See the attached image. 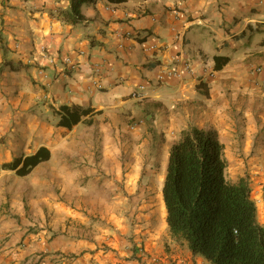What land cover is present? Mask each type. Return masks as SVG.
<instances>
[{"label": "crops", "instance_id": "0c3cea01", "mask_svg": "<svg viewBox=\"0 0 264 264\" xmlns=\"http://www.w3.org/2000/svg\"><path fill=\"white\" fill-rule=\"evenodd\" d=\"M80 11L0 0V264H211L171 235L168 162L125 166L122 138L146 132L153 150H170L190 126L215 128L264 225V0H94ZM216 56L229 58L220 70ZM185 64L191 73L158 81ZM63 105L95 113L69 129ZM41 146L52 156L30 174L2 168Z\"/></svg>", "mask_w": 264, "mask_h": 264}, {"label": "trees", "instance_id": "16d2710c", "mask_svg": "<svg viewBox=\"0 0 264 264\" xmlns=\"http://www.w3.org/2000/svg\"><path fill=\"white\" fill-rule=\"evenodd\" d=\"M93 1L71 0V19H82V4ZM228 61L216 56L214 69H222ZM94 113L90 107L63 105L57 112L58 126L71 129ZM51 156L50 149L41 146L2 168L26 176ZM228 168L225 145L215 128L190 126L181 131L169 150L163 186L171 235L211 264H264V225L258 221L250 183L245 177L234 181Z\"/></svg>", "mask_w": 264, "mask_h": 264}, {"label": "rangeland", "instance_id": "374dc122", "mask_svg": "<svg viewBox=\"0 0 264 264\" xmlns=\"http://www.w3.org/2000/svg\"><path fill=\"white\" fill-rule=\"evenodd\" d=\"M132 121L133 130L136 129V127H138L140 124H142L141 118L135 117ZM149 124L153 125L154 123L150 122ZM150 125L148 128L152 129ZM163 136L164 133L159 135L161 139H163ZM56 150L62 149L56 148ZM121 150H123L121 158L124 165L129 166L130 164H140L142 173H146L147 168H150V166H152L153 169L159 171L163 163L165 161L166 163L168 162L167 155L169 153V150H153L151 136L146 135V132L137 131L136 133H125L124 137L122 138Z\"/></svg>", "mask_w": 264, "mask_h": 264}, {"label": "built area", "instance_id": "2783aa9c", "mask_svg": "<svg viewBox=\"0 0 264 264\" xmlns=\"http://www.w3.org/2000/svg\"><path fill=\"white\" fill-rule=\"evenodd\" d=\"M17 46H18V45H17ZM41 51H42L43 53H46L47 48H46L45 46H42V47H41ZM65 64H66V70H67L68 68H72V67H73V62H72V60H71L70 58L65 59ZM97 70H98V69H97ZM183 71H187V72L191 73V72H192V68H191L188 64H185L184 67H183L182 69H178L177 67H175V68H170V69H165V70L160 71V72L158 73V75H157V79H158V81H160V82H164V81H166V80H168V79H172V78H183ZM257 71L260 72L261 69L258 68ZM40 73L43 75V77H45V78L48 77V75H47L43 70H40ZM95 83H96V85H97L98 87H102L101 84H99L98 82H95ZM144 89H145L144 86H140L139 91H134V92H133V94H132L133 97L138 98V99L141 98V97H142L141 92H142ZM263 89H264V86H263ZM263 92H264V91H263ZM141 251H142V250H141Z\"/></svg>", "mask_w": 264, "mask_h": 264}, {"label": "bare ground", "instance_id": "6f19581e", "mask_svg": "<svg viewBox=\"0 0 264 264\" xmlns=\"http://www.w3.org/2000/svg\"><path fill=\"white\" fill-rule=\"evenodd\" d=\"M157 177V176H156Z\"/></svg>", "mask_w": 264, "mask_h": 264}]
</instances>
